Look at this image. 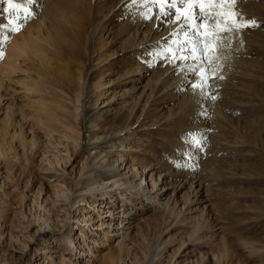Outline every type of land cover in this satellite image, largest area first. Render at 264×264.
I'll return each mask as SVG.
<instances>
[{"label": "rangeland", "instance_id": "374dc122", "mask_svg": "<svg viewBox=\"0 0 264 264\" xmlns=\"http://www.w3.org/2000/svg\"><path fill=\"white\" fill-rule=\"evenodd\" d=\"M27 2L0 0L14 22L0 28V264H264V0H239L257 26L223 33L215 55L209 21L175 27L186 3ZM129 166L139 187L92 190L128 185ZM106 199L128 213L124 237L89 227Z\"/></svg>", "mask_w": 264, "mask_h": 264}, {"label": "snow or ice", "instance_id": "6c2138e0", "mask_svg": "<svg viewBox=\"0 0 264 264\" xmlns=\"http://www.w3.org/2000/svg\"><path fill=\"white\" fill-rule=\"evenodd\" d=\"M10 8H16L14 0H7ZM143 7H147L149 4H158L160 5L161 12L164 15H168L165 11V6L167 8H175L176 0H172V3H169L168 0H139ZM181 4L187 3L188 9L187 14L180 13L176 16L177 21L183 20L184 24H191V27L195 29L197 33L200 32V29L204 27V21L207 20L210 23L208 24V30L202 35L211 37L212 40H215L216 43L211 47L212 53L215 55L220 47V44L224 41L223 33L232 32L238 27L245 26H257V22L253 20L244 21L243 14L238 10L237 5L239 0H179ZM133 4H137L138 0H132ZM197 7L200 8V11L197 12ZM225 8L226 14L217 11V9ZM148 11H151V8H148ZM179 11V10H178ZM146 19H151L150 15L145 14ZM199 19L200 24H196L195 21ZM14 23L9 20L7 24L0 25V28H7L9 24ZM220 25H223L220 27ZM12 31L18 30V28H12ZM196 43L193 42V48L189 50V53L196 50ZM211 44V41H210ZM184 48H177L176 53L173 54V58L180 61L188 60L189 58L195 60L196 56L184 55ZM201 63H203L204 54L201 51ZM193 71H199V68L193 69ZM207 87V76L201 75V82L198 84H193L194 89H200L203 91ZM215 99V97H212ZM192 137L191 144L193 146L199 147V141L195 138L194 134H190Z\"/></svg>", "mask_w": 264, "mask_h": 264}, {"label": "bare ground", "instance_id": "6f19581e", "mask_svg": "<svg viewBox=\"0 0 264 264\" xmlns=\"http://www.w3.org/2000/svg\"><path fill=\"white\" fill-rule=\"evenodd\" d=\"M33 1H36V0H31V1H29L28 0V2L27 3H30V2H33ZM170 3H172V0H168ZM177 2H179V0H176V4H177ZM177 8V7H176ZM180 8V7H179ZM25 9H27V7H25L24 8V10ZM171 8H169L168 10H170ZM187 9H188V4L186 3V5L185 6H183L179 11H177L176 12V9H174V11H175V13H173V14H175V18H174V20L176 21L175 23H177V25L175 26V27H178L179 26V24L182 22V25L183 26H190V29L192 28L191 27V24H184L183 23V20H181V21H177L176 20V16L178 15V14H180V13H184V14H187ZM27 11V10H26ZM171 12H172V10H170ZM200 11V8L199 7H197V12H199ZM173 20V19H172ZM195 23L196 24H200V20L199 19H197L196 21H195ZM170 25L171 24H168V25H166V26H163V33L161 34V38H165V40H167V41H170L171 39H169L170 37H172L173 39L172 40H175V37H177L178 36V34L182 31V29H178L179 31L178 32H174V30H173V28H174V26L172 25L171 27H170ZM149 26V25H148ZM151 26V32L153 31L154 33H156V31H158L159 30V27L158 26H156V28H155V23L154 24H151L150 25ZM181 28V27H180ZM75 29H77V27L75 28ZM192 30H195V29H193L192 28ZM27 31V33H29V29H27L26 30ZM75 31H77V30H75ZM187 30H185V32H186ZM187 33V32H186ZM185 34V33H184ZM77 35H80L79 34V31L77 32ZM146 35V34H145ZM182 36H183V33H182ZM193 35H190L189 37H192ZM135 38V37H134ZM147 38V37H146ZM13 39H14V37L12 36L11 38H10V43L11 42H13ZM143 39H144V37H143ZM178 40H179V38H177ZM184 39V37H181L180 38V40H183ZM178 40H176V41H178ZM153 41V40H152ZM191 41H193L192 39H190L189 40V44H187L188 46L189 45H191L192 46V44H191ZM146 42L144 41V44H145ZM193 43V42H192ZM12 45V44H11ZM142 45V43H138V47H140ZM172 46V45H171ZM9 48L10 47H8V49H6L5 51H4V54H8V52H9ZM138 49V48H137ZM11 50H13V47H12V49ZM10 56V55H9ZM8 57V55L6 56L5 55V59ZM15 57H16V55H15ZM11 60V59H10ZM6 61V60H5ZM8 61H9V58H8ZM12 62V61H11ZM6 65V64H5ZM6 67V66H5ZM138 74H140V71L138 72ZM135 82H137L138 83V79H136L135 80ZM114 84V83H113ZM101 87H105L104 85H102ZM106 88H107V85H106ZM110 89V88H109ZM112 91V90H111ZM102 92V91H101ZM106 92V91H105ZM109 93V92H108ZM103 94V93H102ZM105 95V94H104ZM103 96V95H102ZM116 163H118V160L117 161H115V164ZM125 170H126V175L125 176H127V175H129L130 174V177L132 178L133 177V181H131L130 183H128V185L126 184V183H121V182H119L118 180H116V181H114L115 179L114 178H112L110 181H106V180H103V178H102V180L101 181H98V182H96V183H94L93 185H95V188L94 189H92L93 191H96V190H104L103 188H107L108 189V192H114V191H121L122 189H126L128 186H130V185H134L135 187H139L140 186V184L138 183H135V176H133L134 174H136L137 173V170H136V168H133L132 166H129V167H126L125 168ZM149 172V171H148ZM145 173V172H144ZM147 175L149 174V173H146ZM144 177V178H143ZM137 178V177H136ZM141 182H147L148 181V184H150L151 185V189L150 190H148L149 191V194H150V197H149V202L150 203H156V205L158 204V205H160L161 203H162V201L163 200H161V199H159V197L161 196L162 197V195H160L159 196V194H160V192L161 191H164V187L163 188H161V190L160 191H158L157 192V194H156V192L155 193H153V190H154V188H153V174H151L149 177H145L144 175H143V173L141 174ZM113 181V182H112ZM123 187V188H122ZM120 188H122L121 190H120ZM101 196H103V195H101ZM120 196L121 197H123V195H122V193L120 194ZM159 196V197H158ZM92 198V197H91ZM123 199H126V198H124L123 197ZM108 201V199H106V200H103V202L101 201H99L100 203L97 205V206H95V204H96V202L93 200V202L92 203H90L91 204V208H96V209H98V220H96V221H94V223L92 224V225H90L89 226V224H88V226L89 227H92V228H95L94 230L95 231H102V233L103 234H105L106 236H108L109 234H112V235H114V236H118V234L119 233H121V234H123V237L126 235V232H124L125 230H128V229H132V227H131V223H130V221L129 220H126L125 218H127V216H125V215H128V213H126V212H123L122 210H120V211H118V212H116V211H114V207H113V205H112V203L111 202H107ZM157 201V202H156ZM195 201V200H194ZM191 202H190V200L188 201V204H190ZM162 205L163 206H166V204L165 203H162ZM54 207V206H53ZM120 213H122V217H121V219L119 220V218H117V216H115V215H118V214H120ZM79 221V220H78ZM84 221H80V223H83ZM87 222V221H86ZM127 222V223H126ZM49 225H52V223H51V221H49ZM123 223H125V224H123ZM98 224V225H97ZM87 226V227H88ZM89 232H90V229L88 230ZM82 236L84 237V239L85 240H87L88 239V237H86L85 236V234H82ZM97 244V243H96ZM73 245V244H72ZM78 247H80L79 245H77ZM74 247V246H73ZM88 248V247H87ZM73 250V249H72ZM74 251H76V252H74L75 254H77V247L76 248H74ZM81 251L82 250H78V253H81ZM84 251H82V253H83ZM72 254V253H71ZM88 255H89V259H92V258H96V256L94 255V254H92V252H89L88 253ZM104 257V256H103ZM103 257H101V258H103ZM44 259V258H43ZM78 260H80L79 259V257L77 258ZM47 259L45 258L44 259V261H46ZM96 260V259H95ZM67 261L70 263V264H73V262L71 261V260H68V259H66L65 261H64V263L63 264H66L67 263Z\"/></svg>", "mask_w": 264, "mask_h": 264}]
</instances>
